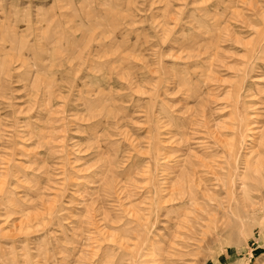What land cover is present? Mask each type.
Here are the masks:
<instances>
[{
  "label": "rangeland",
  "instance_id": "374dc122",
  "mask_svg": "<svg viewBox=\"0 0 264 264\" xmlns=\"http://www.w3.org/2000/svg\"><path fill=\"white\" fill-rule=\"evenodd\" d=\"M0 264H264V0H0Z\"/></svg>",
  "mask_w": 264,
  "mask_h": 264
},
{
  "label": "bare ground",
  "instance_id": "6f19581e",
  "mask_svg": "<svg viewBox=\"0 0 264 264\" xmlns=\"http://www.w3.org/2000/svg\"><path fill=\"white\" fill-rule=\"evenodd\" d=\"M232 144V143H231ZM230 144V145H231ZM235 145V144H234ZM234 145H232V147H234ZM233 153V152H232ZM247 163H246V169L248 170V168L250 169V165L253 167V165H252V163H249V161H246ZM246 170V171H247ZM234 183V180L232 181V184ZM184 191V190H183Z\"/></svg>",
  "mask_w": 264,
  "mask_h": 264
}]
</instances>
